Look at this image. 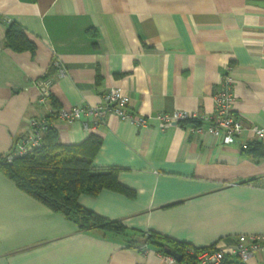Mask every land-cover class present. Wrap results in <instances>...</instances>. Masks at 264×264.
I'll return each instance as SVG.
<instances>
[{"label": "crops", "instance_id": "obj_1", "mask_svg": "<svg viewBox=\"0 0 264 264\" xmlns=\"http://www.w3.org/2000/svg\"><path fill=\"white\" fill-rule=\"evenodd\" d=\"M9 23L32 49L5 45ZM47 72L49 98L39 103ZM224 73L244 126L233 142L192 133L191 123L158 127L159 112H210ZM110 87L149 124L106 115L84 119L87 128L58 117L52 126L63 144L100 137L93 166L116 168L133 196L103 188L77 202L125 232L79 230L0 172V264H161L153 244L128 242L148 231L195 248L264 236V156L240 152L255 139L249 127L264 128V0H0V156L28 119L95 106ZM243 263L264 264V249Z\"/></svg>", "mask_w": 264, "mask_h": 264}, {"label": "trees", "instance_id": "obj_2", "mask_svg": "<svg viewBox=\"0 0 264 264\" xmlns=\"http://www.w3.org/2000/svg\"><path fill=\"white\" fill-rule=\"evenodd\" d=\"M4 42L13 50L33 47L23 29L15 23L7 25ZM52 67L49 69H53ZM48 73H45L43 77H48L50 75ZM52 108L55 110L44 116L48 124L42 135L41 144L31 152L10 160L8 153L11 149L1 155L0 172L12 180L17 188L39 200L53 212L72 220L79 230L124 233L125 228L120 222L104 218L82 207L78 204L77 197L81 193L96 195L103 188L121 192L127 196H133V192L118 182L116 168L93 166L92 158L101 142L98 135L90 133L83 141L76 144H63L58 140L57 130L52 126V121L57 118V107ZM185 123L198 125L200 121L190 119L180 124ZM240 152L254 162H258L264 156V143L256 139L247 141L241 145ZM252 180L254 179H248V181ZM128 242L130 245L139 242L153 244L157 247L158 253L172 256L176 264H197L194 255L186 252V248L190 245L155 232H140L138 235H133ZM193 248L197 253L206 248H214V245ZM166 249L169 253L165 252ZM177 256H179L178 260ZM221 264L244 263L236 256L227 254Z\"/></svg>", "mask_w": 264, "mask_h": 264}, {"label": "built area", "instance_id": "obj_3", "mask_svg": "<svg viewBox=\"0 0 264 264\" xmlns=\"http://www.w3.org/2000/svg\"><path fill=\"white\" fill-rule=\"evenodd\" d=\"M56 69V74L63 73L60 63L57 60L52 62ZM50 78L43 77L39 82L38 102L46 101L49 92L48 86ZM233 79L228 73H224L220 78V87L213 93V108L210 112H192L175 110L170 113L159 112L154 115L159 128L181 123L186 120H198L200 124L192 125L191 132L197 134L208 133L217 135L221 133L224 143H231L235 137L239 136L244 128L241 121L231 111L234 101ZM129 102V97L122 93L118 87H110L101 95V102L95 106L72 105L68 111H57V117L66 122L81 120L85 128L88 123L84 120L88 117L94 123L103 121L106 115H114L121 120L129 121L137 127L149 124L150 117H136L125 108ZM46 118L28 119L25 130L14 141L8 153V159L22 156L38 147L42 141V135L47 127ZM249 130L253 133L256 140L264 143V128L251 125ZM264 249V236L260 235H238L232 244L227 246H214L195 253L194 248L188 246L186 252L194 255L197 264H221L225 255L236 256L239 261L244 262L251 257L255 251ZM161 264H176L175 259L167 254L159 253Z\"/></svg>", "mask_w": 264, "mask_h": 264}, {"label": "water", "instance_id": "obj_4", "mask_svg": "<svg viewBox=\"0 0 264 264\" xmlns=\"http://www.w3.org/2000/svg\"><path fill=\"white\" fill-rule=\"evenodd\" d=\"M165 252H166V253H169V250H168V249H166V250H165ZM176 259L178 260V259H179V256H177V258H176Z\"/></svg>", "mask_w": 264, "mask_h": 264}]
</instances>
